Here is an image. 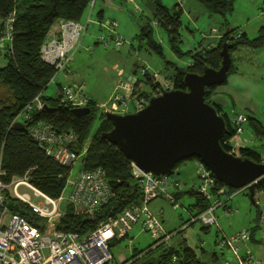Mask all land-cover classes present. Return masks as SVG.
I'll use <instances>...</instances> for the list:
<instances>
[{
  "label": "trees",
  "instance_id": "trees-1",
  "mask_svg": "<svg viewBox=\"0 0 264 264\" xmlns=\"http://www.w3.org/2000/svg\"><path fill=\"white\" fill-rule=\"evenodd\" d=\"M92 0H0V19H6L11 13L16 14L13 24L12 41L9 45V55L6 66L0 68V84L8 90L9 99L0 98V156L2 157V169L5 173L3 180L11 183L15 178H22L28 172L30 183L34 188L51 198H59L65 190V179L70 174V168L63 167L46 152L41 149L32 139L28 128L37 122L51 124L58 132L73 131L78 135V142L72 150L81 155L86 142L89 141L83 159L81 170L92 171L102 168L107 173L108 181L113 189V199L95 213H89L85 209H75L67 205L65 213L59 218L57 230L74 231L87 234L95 230L98 224L110 217H116L124 210L142 203V191L132 175L131 161L119 150V148L102 137L109 132L113 124L107 120L106 113L98 116L99 107L92 99L87 107L90 113L77 116L73 107L62 102V89L55 96L45 95L50 82L56 75L55 68L44 63L40 56L41 45L50 33L52 27L61 19L82 22L86 17ZM202 5L210 15H218L226 18L234 12L235 0H194ZM153 18L158 27L163 29L169 38L172 51L178 57L188 56L190 64L185 67H176L173 85L168 90L176 89L186 91L184 77L187 73L203 74L206 67L219 69L222 62V46L230 43L229 52L232 54L240 47L261 49L264 47V26L260 28L256 38H249L247 33L238 31V28H230L219 39L216 46L209 48H197L196 50L183 52L180 44L183 42L181 30L183 28V7L175 5L172 9L165 7L160 0L150 3ZM2 25L0 24V37ZM143 34L148 38V46L158 55L163 56L162 46L152 39V29L148 23L143 28ZM171 64V63H170ZM235 72L233 64L229 76ZM146 84L154 91L157 86L163 87L160 82L153 83L152 77L147 73ZM140 80L134 83L133 95L140 99L148 95L146 91L139 90ZM171 88V89H170ZM218 86L207 88L205 101L213 104L212 98L216 96ZM40 96L45 108L41 112H34L30 120L25 121L26 130L18 131L12 128L18 115L27 104ZM218 113L224 116L227 125V133L221 140L228 141L237 135L236 126L231 121L228 113L223 108L215 105ZM247 122L253 127L258 136H264V125L257 119L246 116ZM99 124L92 134L95 120ZM18 122V121H16ZM230 142V141H229ZM237 156L249 158L260 163L261 156L251 149H240ZM194 160V159H188ZM185 160V161H188ZM197 160V159H196ZM184 162V161H183ZM181 162V163H183ZM179 163L176 167H179ZM175 172V171H174ZM174 174V173H173ZM218 186L224 185L218 181ZM264 190V183H258L257 192ZM234 189H228L227 192ZM245 191V190H244ZM196 198L192 208L196 214L207 208V203L198 191H191ZM176 196V195H175ZM178 196L176 199L178 201ZM10 212L18 213L29 218L32 222L34 216L30 209L23 203L10 199L8 202ZM191 208V210H192ZM225 209V208H224ZM228 209V207L226 208ZM194 215V216H195ZM194 223H191L193 225ZM209 228V227H207ZM252 240L259 233V214L257 224L252 229ZM129 237V236H128ZM125 237L124 239L128 238ZM122 239V240H124ZM120 240V241H122ZM147 252H138L133 255L131 264H137L152 251L164 246V243ZM153 246H150L151 249ZM142 264H204L196 252L189 247L178 250L174 247L164 249L161 254L153 257Z\"/></svg>",
  "mask_w": 264,
  "mask_h": 264
},
{
  "label": "built area",
  "instance_id": "built-area-1",
  "mask_svg": "<svg viewBox=\"0 0 264 264\" xmlns=\"http://www.w3.org/2000/svg\"><path fill=\"white\" fill-rule=\"evenodd\" d=\"M96 1H91V9L96 5ZM15 19L14 12L6 19H0L2 46L5 42L11 44ZM90 23V18H88L87 26L82 22L61 19L56 23L58 27L56 31L50 32L42 43L41 59L55 68L56 75L61 72L71 74V65ZM98 24L113 35L114 44L118 49L124 45L121 39L114 36L118 27L117 22L107 20ZM104 40V37L100 38V41ZM147 73V69H142L143 75ZM152 79L156 84V76ZM123 86L126 90H133L132 83L123 84ZM168 89L169 86H157L154 91H148V95L137 99L136 111L145 107L151 97L160 96ZM62 95V102L73 108L87 107L91 100L84 92L83 86H65L62 89ZM119 99V96H116L114 102ZM44 108L45 105L38 96L25 106L18 118L21 117L22 123H25L31 119L34 112H41ZM117 110L113 103L111 112ZM121 112L126 113V109H122ZM17 119L15 122L18 121ZM247 121L246 115L243 114L237 115L233 120L238 134L242 131V125ZM28 131L32 139L48 156L63 167L70 168V174L65 179V189H69V194L67 199L64 194L56 199L45 195L32 186L29 172L22 178H15L9 184L5 183L3 180L5 173L0 156V264H115L112 244L128 237L137 226L143 233H149L158 245L171 239V235L164 233L161 217L153 212L150 205L160 198L177 205L176 196L170 192V188L180 190L181 184L172 179L171 175L156 176L143 173L134 162H131L132 175L142 191L141 204L124 210L116 217L101 221L95 230L84 235L74 231L57 230L59 219L54 225L43 224L41 220L54 219L64 214L62 203L65 200L67 205H72L75 209L81 208L89 213H95L113 199L114 192L108 181L107 173L102 168L92 171L79 170L76 178L71 177L72 169L80 156L72 150L79 138L75 132H58L51 124L45 122L32 124ZM223 145L228 147L229 153L238 154V147L231 146L227 139H224ZM260 163L264 164V156H261ZM197 174L200 182L198 192L208 206L204 211L193 216L191 222H199L205 227L219 228L216 210L223 207L230 211L231 209L226 208L231 197L227 201L220 199L227 193L226 187H219L218 180L213 173L198 160ZM21 186L30 188L39 202H35L30 194L21 193L19 191ZM261 193L264 197V190ZM10 199L25 204L33 214L34 221H37L36 224L27 217L10 212L8 207ZM259 232L264 240V199L263 204L259 206ZM251 240L252 235L247 230H242L232 237L220 238L219 246L222 250L227 249L230 255L225 264H264V261L254 256L250 250L243 253L242 248L246 247L245 245ZM131 263L130 260L123 264Z\"/></svg>",
  "mask_w": 264,
  "mask_h": 264
},
{
  "label": "rangeland",
  "instance_id": "rangeland-1",
  "mask_svg": "<svg viewBox=\"0 0 264 264\" xmlns=\"http://www.w3.org/2000/svg\"><path fill=\"white\" fill-rule=\"evenodd\" d=\"M153 1L155 0H97L94 8H89L82 23L87 26L88 18L93 21L97 20L99 12L103 10L105 12L104 22L107 20L117 22L118 27L114 36L121 39L124 45L118 51L112 38L113 35L103 27L90 23L71 65L73 73L71 71L69 76H74L73 80L75 82L72 86H83L84 92L92 95L100 103L102 100H106L112 90H114L115 84L113 81L116 78V71L113 70V66L116 64L126 72V79L133 77L140 80L138 89L141 91L148 92L151 90L150 85L146 84V77L142 74V69H147L151 77L156 76L157 82H160L164 87L173 85V79L176 74L175 68L187 67L190 64V58L188 56L178 57L172 51L167 33L157 26L153 18V11L150 7V3ZM160 1L165 7L172 9L177 4H181L183 7L186 0ZM189 1V3L196 6L193 9L192 7L189 9L188 3L182 15L183 28L181 37L183 42L180 47L185 53L200 47H214V44L218 41L214 37L223 35L228 30L225 25L226 21L230 28H238L240 33H247L249 38H256L260 28L264 26V0H235L234 12L226 18L210 15L202 5L194 0ZM148 23L152 29V39L162 46L163 56L158 55L148 46V38L143 34V28ZM57 28V24H55L50 32L56 31ZM214 30H216V33H214ZM101 37H104L105 40L100 41ZM8 55L9 42H5L3 46L0 43V68L6 66ZM252 63L255 65L249 64L248 70L254 72L260 66L264 77V54H262V58L259 61ZM65 75L66 73L64 72L58 73L55 76L56 80L51 81L44 94L50 97L55 96L60 91L58 86L60 83L58 82H62ZM252 78L256 79L254 75ZM232 81H234V78L230 77L229 83L231 84ZM255 84L253 83L249 86L252 88L253 96L251 95V97L253 99L257 97L256 100L259 103V107H261L259 117L264 122V80L262 82L258 80L257 84ZM7 93V89L0 84V98L9 99ZM135 106L136 101H131L129 98L128 114L136 112ZM102 109L99 108L98 116L102 113ZM227 111L231 120H234L239 114H244L241 109L233 110L228 108ZM17 120L22 122L21 117ZM98 124L99 120L97 118L92 134ZM243 126L245 134L242 132L232 137L229 140L231 146H235L236 142L239 141V137L246 140L252 139L251 126L249 124H244ZM87 144H89V141L86 142ZM235 147H237V144ZM259 149L264 152V149ZM83 159L84 155L81 154L72 169V178H76L79 170L83 168ZM174 171V174L170 177L174 179L180 173L178 178L182 181V184H180L184 192L193 188L192 185L194 183H196L194 188L198 190L200 182L197 178L196 159L184 161ZM191 176L195 177L196 181H190ZM19 191L30 194L35 202H39L34 197L33 191L27 186H21ZM259 193L257 192L255 196L256 203L251 201L247 189L245 191H229L228 194L223 195L222 201H227L231 197L227 202V207L231 210L227 211L223 207L216 210L215 214L219 228L216 226L207 228L199 222L191 225V219L196 214V209L192 208V212L188 210L190 203L195 201L191 197L182 198L177 205H173L163 198L153 201L150 208L161 217L164 233L172 237L164 243L163 247L152 251L143 259L141 258L137 264H142L161 254L164 249L171 247L178 250L186 247L192 248L204 264H225L227 249L222 250L218 240L224 237H232L242 230H250L249 232L252 233V229L257 224L259 206L263 204L264 199ZM63 194L65 199H67L69 189L66 188ZM66 206L67 201L65 200L62 203L63 213H65ZM59 218L41 220V222L47 225H54ZM263 241V237L259 232L257 233V242L251 241L249 243L250 252L252 253L253 251L252 254L254 256L264 261V251L260 249V246L264 244ZM150 246L153 247L149 249ZM156 246V240L151 238L149 233H143L138 227H135L128 238L112 244L114 262L115 264H123L126 261H130L134 254L143 251L147 252L156 248ZM248 246L242 248L243 253L249 250Z\"/></svg>",
  "mask_w": 264,
  "mask_h": 264
},
{
  "label": "water",
  "instance_id": "water-1",
  "mask_svg": "<svg viewBox=\"0 0 264 264\" xmlns=\"http://www.w3.org/2000/svg\"><path fill=\"white\" fill-rule=\"evenodd\" d=\"M230 48V43L223 44L219 69L206 67L201 75L187 73L184 77L186 91H164L160 96L151 97L145 107L132 114L106 112L113 128L102 137L117 146L146 174L172 175L179 163L197 159L226 190L247 189L251 201L256 203V186L264 183V164L231 154L222 146L221 140L228 128L215 105L225 108L229 102L220 95L212 98L215 105L205 101L207 88L228 81L232 65ZM73 112L84 116L90 113V108H74ZM12 128L24 131L26 125L15 122Z\"/></svg>",
  "mask_w": 264,
  "mask_h": 264
},
{
  "label": "crops",
  "instance_id": "crops-1",
  "mask_svg": "<svg viewBox=\"0 0 264 264\" xmlns=\"http://www.w3.org/2000/svg\"><path fill=\"white\" fill-rule=\"evenodd\" d=\"M189 2H190L189 0H186L185 3L183 4V12H184L185 6ZM195 6L196 5L189 3V9L191 7L193 9V8H195ZM104 19H105V12L102 10L98 14V19L94 20V21L91 19V23H93L94 25L100 26L98 23L104 22ZM215 31L216 30H214V33H216ZM221 37H222V35H219V36L214 37V38L218 39V41H219V39ZM218 41H217V43H218ZM217 43H215L214 46H216ZM82 46H83V44H82ZM82 46H81V48H82ZM106 46H108V44H106ZM119 50L120 49H118V51ZM262 54H264V47L261 49H252L249 47L238 48L232 54L233 64L235 66V72L231 76L228 77V81L225 84L218 86V88L216 90V95L223 96L229 102V106L223 108L226 113H228V111H227L228 108L233 109V110L234 109H238V110L241 109L242 112H244L243 115L251 116V117L257 119L258 121H260L264 125L263 120L260 119V117H259L261 107H259V103L256 100L257 97H254V99L251 97V95L253 96L252 88L249 87L250 84H253V83L257 84L258 80H260V82H262L264 80V77H263L260 66L258 67V69H255L254 72H252L251 70H248L249 69L248 65L249 64L255 65L252 62L259 61V59L262 58ZM113 70L116 71V78L113 81L115 84V87H114V90H112L110 96L106 100H102L99 103L96 101V99L92 95H90V94H87V95L93 101L96 102V104L99 108H101V109L103 108L102 109L103 111L101 114H104L108 111H112V104L113 103H114V106L118 109L117 111H113V112H115L117 114H128V99L130 98L131 101H134V100L137 101V99H138L137 95L134 96L132 94L134 91V80L135 79L133 77L131 80L129 78L126 79V76H125L126 72L123 69H120L117 66V64L113 66ZM71 71L73 73V70H71ZM69 75L66 74L63 77L62 82H58V83H60V84H58L59 90L63 89L65 86H72L73 84H75V82L73 80L74 76H69ZM253 75L256 79L252 78ZM230 77L234 78V81H232L231 84L229 83ZM52 80L55 81L56 80L55 77ZM127 83L133 84V90L132 91L126 90L125 87L123 86V84H127ZM221 89H222V91H221ZM116 96H119L120 99L114 102V98ZM136 107L137 106H135V109H136ZM122 109H126V113H122L121 112ZM231 121L233 122V120H231ZM244 124H249V123L246 122ZM243 125H242V131L240 133L243 132V134H245V130H244ZM251 129H252V135H251L252 139L251 140H246L245 138L239 137V141L236 142L237 147H238V151L240 149H251V150L255 151L256 153H258L260 156H264V152L260 151V149H259V148L264 149V136H258L255 133L253 127H251ZM236 144H235V146H236ZM87 147H88V144L84 147L83 155H85ZM178 175H179L178 177H180V173H178ZM178 177H175L174 179L182 184V181ZM197 178H198V174H197ZM191 180L196 181L195 177H192V176L190 177V181ZM195 185H196V183H194L192 185L193 188H191L187 192H184L183 189L177 190L174 187L170 188V192L174 193L176 196L179 197L178 201L184 197H186V198L191 197L195 200L194 202H191L190 205L188 206L189 207L188 210L190 212H192L191 208L196 203V198L193 196V194L191 192L193 190L198 191L197 189L194 188ZM228 193L229 192H227L226 194H228ZM226 194H224V195H226ZM259 194L262 195L261 192ZM220 199H222V197ZM258 214H259V212H258ZM137 227L140 229L139 226H137ZM251 241L257 242V236L255 237V239H253ZM248 245H245V246H248V249L251 250L250 243ZM260 249H262L264 251L263 245L260 246ZM252 253H253V251H252ZM229 258H230V255L227 253V259H229Z\"/></svg>",
  "mask_w": 264,
  "mask_h": 264
},
{
  "label": "clouds",
  "instance_id": "clouds-1",
  "mask_svg": "<svg viewBox=\"0 0 264 264\" xmlns=\"http://www.w3.org/2000/svg\"><path fill=\"white\" fill-rule=\"evenodd\" d=\"M228 190V189H227Z\"/></svg>",
  "mask_w": 264,
  "mask_h": 264
}]
</instances>
